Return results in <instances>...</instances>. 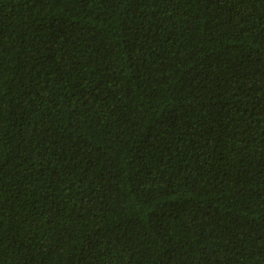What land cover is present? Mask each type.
Instances as JSON below:
<instances>
[{
    "label": "trees",
    "instance_id": "trees-1",
    "mask_svg": "<svg viewBox=\"0 0 264 264\" xmlns=\"http://www.w3.org/2000/svg\"><path fill=\"white\" fill-rule=\"evenodd\" d=\"M0 264H264V0H0Z\"/></svg>",
    "mask_w": 264,
    "mask_h": 264
}]
</instances>
